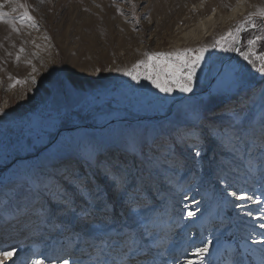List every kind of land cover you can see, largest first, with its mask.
<instances>
[{
    "label": "rangeland",
    "instance_id": "374dc122",
    "mask_svg": "<svg viewBox=\"0 0 264 264\" xmlns=\"http://www.w3.org/2000/svg\"><path fill=\"white\" fill-rule=\"evenodd\" d=\"M239 1L244 15L217 21L201 40H182L196 19L221 18ZM261 10L264 0H0V13H8L0 17V264L44 257V264H94L89 245L109 232L150 248L154 264H264V74L238 52L228 62L233 76L208 90L235 52L228 33L242 51L264 36ZM221 37L223 47H213ZM202 48L192 92L174 85L161 92L142 78L143 65L140 79L127 75L137 61L153 71L177 59L152 53L192 49L185 55L195 56ZM252 48L264 52V39ZM70 111L81 122L53 137L40 133ZM111 119L123 120L74 128ZM147 166L162 172L146 173ZM137 171L143 178L134 190ZM65 199L74 212L64 210ZM13 248V257L3 256Z\"/></svg>",
    "mask_w": 264,
    "mask_h": 264
},
{
    "label": "snow or ice",
    "instance_id": "6c2138e0",
    "mask_svg": "<svg viewBox=\"0 0 264 264\" xmlns=\"http://www.w3.org/2000/svg\"><path fill=\"white\" fill-rule=\"evenodd\" d=\"M17 7L20 9H24L26 6L21 3L18 4L16 7H13L12 11L15 12L17 10ZM8 13H0V17L7 16ZM251 15V14H250ZM261 17H264V10H261L259 13ZM22 17H27L28 20H31L32 17L28 15L27 11H24L22 13ZM252 23L253 27H256V23L254 21H249ZM11 23V21H9ZM261 23H264V20L261 21ZM14 30H18L15 28V25L13 24ZM241 31L240 28L236 29V33H239ZM229 36L232 37L231 43H232V51L239 52L240 56L244 58L245 61H247L249 64H251L254 68L258 67V71L260 74H264V52H261L260 54H255L253 51L252 46L257 43V41L264 39V36L257 37L255 40L249 39L247 41V44L249 46L248 51H242L240 48L236 47L235 45L238 43V36L234 35L232 33H228ZM225 39V37H221L220 40L216 42V44L213 45V47H223L222 41ZM206 49H200L198 51V54L195 56L185 55V53L192 52L194 50L192 49H185L183 53H152L151 56H164L167 55L169 58L172 56H176V60L173 62V66L171 68L168 67V65H165L164 67H160L159 65H153V71L149 70L148 67V61L141 60L137 61L136 64L132 66L131 70L127 71V75L132 77L133 80H138L141 78V74L137 72V68L141 65L144 66V72H143V79L151 81L153 85L157 89H159L161 92L164 93H170L173 91V86L179 88L181 92H192V83L197 73V68L200 66V63L202 60H204V51ZM250 54L255 55V59H250ZM257 62L258 65H257ZM161 73H163L164 76H166L167 80L161 79ZM35 78L33 77V80ZM19 82V81H17ZM2 111V110H0ZM260 132L261 135L259 137L260 143L258 145L259 150L262 154H264V121L261 122L260 125ZM185 139L184 136L178 134V140L183 142ZM191 147V145H190ZM257 147L255 140L252 141L251 146L249 147V151L253 148ZM194 155L199 157L201 155V152L199 150L194 151ZM39 187V182H38ZM44 187L47 188L48 185L44 183ZM230 195L236 197L238 200H243L244 196L240 195L237 196L236 193H230ZM235 207L240 211L244 212V205L242 203H237ZM64 210L69 212H74V208H72L66 201L64 203ZM262 212H264V209H261ZM107 215V210L106 213ZM194 213L189 211L187 213L188 216H192ZM247 215L251 216V212H247ZM264 227V225H262ZM91 248L96 249V255L91 256L90 259L94 262V264H154V261L149 259L151 249L147 247H141L138 240L133 238L132 236L128 235L127 233H117L116 237L113 238L111 232L106 233L105 237L100 239L98 243H92L89 245ZM208 252V247L204 246L199 249H197V254L201 259L204 258V255ZM16 253V249L13 248L10 251H5L3 253V256L13 257V255ZM113 253H116V255H113ZM43 255V254H41ZM48 259L47 257H44V259L37 258L33 261V264H44V260ZM62 264H69V260L67 258L63 259ZM77 264L79 262L77 261ZM188 264H192V261H189Z\"/></svg>",
    "mask_w": 264,
    "mask_h": 264
},
{
    "label": "bare ground",
    "instance_id": "6f19581e",
    "mask_svg": "<svg viewBox=\"0 0 264 264\" xmlns=\"http://www.w3.org/2000/svg\"><path fill=\"white\" fill-rule=\"evenodd\" d=\"M243 2V1H242ZM241 1H239V3H237L233 8L232 11L225 16H222L221 18H217L215 19V17H213V15H211L210 17H206V18H198L196 19L195 23L193 24V28L189 29L188 31H186L185 33H183V37L184 39H182L185 43L188 42H195L198 40H201L207 36L212 35L215 30V25L217 24V21H220L224 24H228L231 21H235L237 18H239L240 16L244 15V13L247 11V7L245 5H242ZM245 4V3H244ZM32 55V54H31ZM35 55V54H34ZM226 68L225 70L220 73L217 76V79L214 82V88H218V87H222L224 86L227 81L233 76L234 74V70L231 68L230 65H228V63H226ZM90 70V69H89ZM92 75V74H91ZM233 106V107H231ZM230 107H228V109L226 111H223V113H221V117H225L227 116V114H230L232 112H234L235 110H237L238 108V104L237 105H231ZM49 161V160H47ZM152 173L154 176L159 175V173H161L162 171H159L158 169H152L150 166H147V170L146 173ZM135 175H137L136 177V183L132 185V188L137 189V186H139L141 184V179L142 174L140 173V171H137L135 173ZM28 222L30 221V218L27 219ZM18 223V222H17ZM164 225L166 226V228H168L169 230H172V223H164ZM16 226L19 227V235L24 234L25 230H24V226H22L20 223L16 224ZM96 225H94L92 223L91 227L95 228ZM82 227H85V224H82ZM82 229V228H81ZM11 236L10 232H6L2 242L5 243L6 239ZM156 241V240H155ZM154 241V242H155ZM78 259L76 258H72L69 259V264H71L70 262H76Z\"/></svg>",
    "mask_w": 264,
    "mask_h": 264
},
{
    "label": "trees",
    "instance_id": "16d2710c",
    "mask_svg": "<svg viewBox=\"0 0 264 264\" xmlns=\"http://www.w3.org/2000/svg\"><path fill=\"white\" fill-rule=\"evenodd\" d=\"M113 101H115V99L112 101H109L108 103L109 104L113 103ZM82 119L83 118L80 117V115H78V113L75 111H70L68 113H64L63 115L57 114L49 126H47L46 128L45 127L40 128V133L43 134L45 132L44 129H47L46 131H47L49 137H53L56 135V133L59 130H63V129L72 127L74 124H77L78 121L81 122ZM38 130H39V128L37 130H33L32 132L36 133Z\"/></svg>",
    "mask_w": 264,
    "mask_h": 264
},
{
    "label": "water",
    "instance_id": "95a60500",
    "mask_svg": "<svg viewBox=\"0 0 264 264\" xmlns=\"http://www.w3.org/2000/svg\"><path fill=\"white\" fill-rule=\"evenodd\" d=\"M237 47L239 48V45H238ZM237 53H238V52L235 51L234 54H233V56H232L231 58L227 59V60L225 61V63L221 66V68L218 70L217 74L215 75V78H214L213 81L211 82V85L209 86L208 90L214 85V82H215V80H216V76L219 75L221 72H223L224 69L226 68V63H228V62H230L231 60H233V59L236 57V54H237ZM140 119H143V120H144L145 117H142V118H140ZM121 120H123V119H111V120H109L106 124H104V125H102V126H97V125H95V124H83V125H77V126H75L74 128H79V127L104 128V127H106V126H108V125H110V124H113V123L118 122V121H121ZM66 130H69V129H66Z\"/></svg>",
    "mask_w": 264,
    "mask_h": 264
}]
</instances>
